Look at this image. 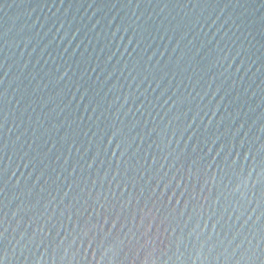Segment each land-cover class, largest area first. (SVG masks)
Here are the masks:
<instances>
[{"label": "water", "instance_id": "95a60500", "mask_svg": "<svg viewBox=\"0 0 264 264\" xmlns=\"http://www.w3.org/2000/svg\"><path fill=\"white\" fill-rule=\"evenodd\" d=\"M0 264H264V0H0Z\"/></svg>", "mask_w": 264, "mask_h": 264}]
</instances>
